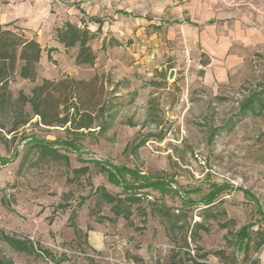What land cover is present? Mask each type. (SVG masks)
Listing matches in <instances>:
<instances>
[{"label":"rangeland","instance_id":"obj_1","mask_svg":"<svg viewBox=\"0 0 264 264\" xmlns=\"http://www.w3.org/2000/svg\"><path fill=\"white\" fill-rule=\"evenodd\" d=\"M174 6L181 7L176 19L150 28L148 40H123L109 52L94 40L100 58L93 69L70 67L74 76H58H99L106 109L90 130L43 126L26 103L27 123L7 134L18 94L29 98L43 78L55 81V70L43 63L34 82L10 83L0 114V262L170 264L174 255H205L206 264H249L236 234L247 225L252 238L264 230V106H242L257 93L264 100V0ZM96 162L168 188L142 189L130 203ZM217 187L227 189L206 205ZM247 259L264 264V246Z\"/></svg>","mask_w":264,"mask_h":264},{"label":"trees","instance_id":"obj_2","mask_svg":"<svg viewBox=\"0 0 264 264\" xmlns=\"http://www.w3.org/2000/svg\"><path fill=\"white\" fill-rule=\"evenodd\" d=\"M56 40L65 49L77 47L74 56V63L77 66L86 65L93 67L96 56L90 46L92 35L86 28H78L70 23H65L60 28L55 29ZM41 47L33 39H29L22 34H18L9 29L8 26H0V114L8 106L11 100L9 85L16 78L34 82L36 79V65L40 60ZM18 110L13 119L7 134L15 132L18 127L27 123L23 119V107L26 103L30 105L34 116L39 118L40 124L46 127L59 126L66 127L72 132L80 130H90L94 127L106 109L103 100V86L99 83V76L95 75L89 81L62 78L57 81L43 79L40 85L32 88L29 98L18 94L16 99ZM255 103L264 106V100L259 93L251 96L242 106L243 110L255 109ZM254 111V110H253ZM107 121L102 120L98 125L100 130H104ZM5 125L0 120V141H4L2 133ZM64 147L74 150L72 143L63 142ZM5 162L0 158V164ZM105 176L106 181L115 187H120L128 202H137V192L142 189H151L164 192L167 189V181L162 179L151 180L141 175L136 170L128 169L124 166H113L109 163H94ZM130 178V181L126 179ZM227 188L217 187L212 190L206 198V205L212 204L215 198ZM109 203H113V198L105 196ZM118 203V202H117ZM117 203H113L112 209H117ZM114 212V211H113ZM115 213V212H114ZM264 223V217H261ZM252 225L242 227L236 234L237 251L243 253V259L250 263L249 252H258L264 246V230L258 228L251 237ZM77 232V229H76ZM1 238L13 247L20 248L21 242L1 236ZM205 255L196 259L183 261L179 256L174 255L170 264H206L203 261ZM0 264H4L0 262ZM255 264V263H253Z\"/></svg>","mask_w":264,"mask_h":264},{"label":"crops","instance_id":"obj_3","mask_svg":"<svg viewBox=\"0 0 264 264\" xmlns=\"http://www.w3.org/2000/svg\"><path fill=\"white\" fill-rule=\"evenodd\" d=\"M174 5L171 0H3L0 4V26H8L38 42L41 55L36 65V77L39 67L45 63L49 71L55 70L52 76L57 81L63 74L74 76L75 72L68 69L70 67L88 66L74 63L77 47L65 49L56 40L55 29L65 23L86 28L92 35L89 44L96 63L100 55L92 45L94 40H101L99 49L105 47L108 52L120 48L123 40H148L150 28L166 26L165 20L176 19L181 7ZM186 26L192 28L196 36V21L189 19ZM104 53L102 51L101 55Z\"/></svg>","mask_w":264,"mask_h":264},{"label":"built area","instance_id":"obj_4","mask_svg":"<svg viewBox=\"0 0 264 264\" xmlns=\"http://www.w3.org/2000/svg\"><path fill=\"white\" fill-rule=\"evenodd\" d=\"M174 4H179L181 0H171Z\"/></svg>","mask_w":264,"mask_h":264}]
</instances>
